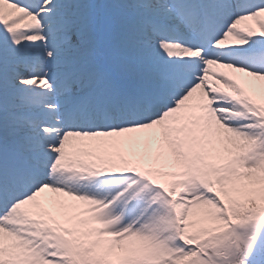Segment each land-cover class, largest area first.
I'll list each match as a JSON object with an SVG mask.
<instances>
[{
  "label": "snow or ice",
  "instance_id": "snow-or-ice-1",
  "mask_svg": "<svg viewBox=\"0 0 264 264\" xmlns=\"http://www.w3.org/2000/svg\"><path fill=\"white\" fill-rule=\"evenodd\" d=\"M0 264H264V0H0Z\"/></svg>",
  "mask_w": 264,
  "mask_h": 264
},
{
  "label": "rangeland",
  "instance_id": "rangeland-1",
  "mask_svg": "<svg viewBox=\"0 0 264 264\" xmlns=\"http://www.w3.org/2000/svg\"><path fill=\"white\" fill-rule=\"evenodd\" d=\"M249 23L252 24L253 27H255L254 22H249ZM242 27H243V26H242ZM229 43H230L231 45H233V46H237L235 41H231V40H230ZM223 70H224V69H223ZM224 71H225V72H228L229 70L225 69Z\"/></svg>",
  "mask_w": 264,
  "mask_h": 264
},
{
  "label": "bare ground",
  "instance_id": "bare-ground-1",
  "mask_svg": "<svg viewBox=\"0 0 264 264\" xmlns=\"http://www.w3.org/2000/svg\"><path fill=\"white\" fill-rule=\"evenodd\" d=\"M225 70V69H224ZM223 69L221 71H224Z\"/></svg>",
  "mask_w": 264,
  "mask_h": 264
}]
</instances>
